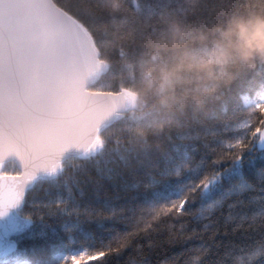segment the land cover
<instances>
[{"label":"trees","instance_id":"16d2710c","mask_svg":"<svg viewBox=\"0 0 264 264\" xmlns=\"http://www.w3.org/2000/svg\"><path fill=\"white\" fill-rule=\"evenodd\" d=\"M59 3L85 28L106 65L91 87L113 93L129 90L136 96V107L99 134L105 143L97 153L64 161L63 174L40 178L28 191L29 202L54 203L67 198L70 208L81 209L79 215L58 211L54 219L37 220L12 238L14 244L29 256H46L53 228L63 229L62 235L76 239L57 249L54 264H58L65 252L115 243L120 233L144 223L162 205L181 199L206 174L227 169L207 195L198 191L195 201L186 205L193 215L165 217L156 227L164 225L166 235L169 222L174 232L180 231L182 222H187L186 231L203 229L217 218L223 223L222 213L226 215L227 204L234 198L229 192L234 194L241 183L247 187V181L257 184L258 172L264 168V151L256 147L245 153L242 165L214 162L233 150L227 147L230 141L246 135L239 126L249 118L241 100V93L250 91L248 81H264V57L255 54L252 64L242 58L246 37L236 26L237 21L264 17V0ZM221 52L227 53L226 58ZM251 91L257 100L264 93L259 88ZM67 186L73 188L74 196L68 195ZM248 193L256 194L252 189ZM216 200L223 204L209 215L205 206ZM201 207H205L203 216L196 212ZM131 252L128 249L119 257H110L107 264H125ZM156 258L153 254L152 259ZM206 259L214 261L215 257Z\"/></svg>","mask_w":264,"mask_h":264},{"label":"snow or ice","instance_id":"6c2138e0","mask_svg":"<svg viewBox=\"0 0 264 264\" xmlns=\"http://www.w3.org/2000/svg\"><path fill=\"white\" fill-rule=\"evenodd\" d=\"M65 16L75 19L59 0H0V217L11 210L20 211L23 215L21 232L37 220L45 221L46 216L54 219L58 211L79 215L81 209L70 208L71 201L67 198H57L54 203L29 202L28 191L41 174L59 176L64 173L62 156L69 147L90 157L94 155V145L105 143L102 137L91 142L84 139L77 105L82 106L87 101L69 103L67 92L59 83L63 58L69 55ZM248 84L250 91L241 93V100L248 108L249 118L239 126L246 135L230 141L227 147L233 150L217 157L214 161L217 164L242 165L250 149H264V93H259L257 100L253 99L251 91L252 88L264 89V81L257 84L252 78ZM83 90L96 95L110 91L87 85ZM13 154L19 160V167L16 160L10 158ZM225 170L206 174L181 199L162 205L144 223L120 233L115 243L109 241L94 250L65 252L58 264H107L108 258L119 257L128 249L132 252L125 264H200L201 261L204 264H264V195H261L264 168L258 172L259 186L247 181V187L241 183L234 194L229 192V197L234 195V198L227 204L226 215L222 213L223 223L217 218L205 223L203 229L193 227L186 231L187 222H182L180 231L174 232L169 222L166 235L164 225L156 227L165 217L179 219L193 215L186 205L190 200L195 201L198 191L207 195ZM240 178L246 179L243 174ZM248 189L256 194H249ZM66 191L70 197L74 196L71 186H67ZM222 204V200H216L205 207L210 215L211 210ZM26 205L29 210L24 211ZM205 207L196 212L203 216ZM83 211L91 217V212ZM63 231L53 228L48 255L29 256L26 249L20 250L16 244H11L7 252L0 251V264H54L57 249L75 243L76 238L65 237ZM205 233H209L207 240ZM13 253L17 254L16 258H11ZM153 254L157 256L155 260ZM21 256L23 259H19ZM209 256H214L215 260H207Z\"/></svg>","mask_w":264,"mask_h":264},{"label":"water","instance_id":"95a60500","mask_svg":"<svg viewBox=\"0 0 264 264\" xmlns=\"http://www.w3.org/2000/svg\"><path fill=\"white\" fill-rule=\"evenodd\" d=\"M66 34L69 37L66 45L69 55L65 56L58 74L59 83L66 90L69 103H76L80 99L87 102L78 107V116L84 126V139L91 142L100 131L114 123L123 115L135 108L136 96L127 90L118 93H104L96 95L83 90V86H91L97 79V71L106 70L103 62L99 61L97 51L85 29L73 18L64 17ZM92 150L96 153L100 144ZM258 151L264 150L259 149ZM72 157H84L82 152L74 147H69L62 156L63 161ZM11 159L19 160L13 154ZM55 176V175H53ZM41 174L39 178L53 177ZM17 210H11L6 216L0 217V251L7 244L9 237L16 228ZM21 228V225L19 226Z\"/></svg>","mask_w":264,"mask_h":264},{"label":"clouds","instance_id":"9594fccd","mask_svg":"<svg viewBox=\"0 0 264 264\" xmlns=\"http://www.w3.org/2000/svg\"><path fill=\"white\" fill-rule=\"evenodd\" d=\"M236 26L246 37L245 48L240 53L242 58L252 64L255 54L264 57V17H256L247 22L237 21ZM220 55L226 58L227 53L221 52Z\"/></svg>","mask_w":264,"mask_h":264},{"label":"rangeland","instance_id":"374dc122","mask_svg":"<svg viewBox=\"0 0 264 264\" xmlns=\"http://www.w3.org/2000/svg\"><path fill=\"white\" fill-rule=\"evenodd\" d=\"M22 222H23V221H22ZM10 241H11V242H10ZM10 241L7 242V245H6L5 249H4V252H7L9 246H10L11 244H13V243H12V240H10Z\"/></svg>","mask_w":264,"mask_h":264},{"label":"bare ground","instance_id":"6f19581e","mask_svg":"<svg viewBox=\"0 0 264 264\" xmlns=\"http://www.w3.org/2000/svg\"><path fill=\"white\" fill-rule=\"evenodd\" d=\"M264 151V150H261V152Z\"/></svg>","mask_w":264,"mask_h":264}]
</instances>
